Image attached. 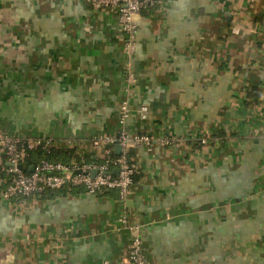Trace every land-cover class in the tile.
Returning a JSON list of instances; mask_svg holds the SVG:
<instances>
[{
	"label": "crops",
	"instance_id": "1",
	"mask_svg": "<svg viewBox=\"0 0 264 264\" xmlns=\"http://www.w3.org/2000/svg\"><path fill=\"white\" fill-rule=\"evenodd\" d=\"M137 21L127 55L114 10L0 0V133L66 164L102 163L98 135L153 138L125 152L124 198L5 197L0 144V264H119L134 235L147 264H264V0H158Z\"/></svg>",
	"mask_w": 264,
	"mask_h": 264
},
{
	"label": "built area",
	"instance_id": "2",
	"mask_svg": "<svg viewBox=\"0 0 264 264\" xmlns=\"http://www.w3.org/2000/svg\"><path fill=\"white\" fill-rule=\"evenodd\" d=\"M158 0H85L93 7L114 10L117 14L120 29L122 31V43L124 52L130 55L135 50L136 32L138 29L137 17L142 7L153 5ZM129 81L133 77L128 76ZM129 107L123 103L120 108L121 120L129 114ZM139 116L147 117V108L140 106ZM153 138L144 134H127L121 132L118 136L98 135L92 139L94 149L102 150L104 161L98 164H69L41 160L30 172L22 171L17 167L22 165L23 146L18 138L0 133V144L5 160L11 164L6 168L9 175V185L4 190L5 197L28 198L40 194L46 190L61 187L81 188L87 194H100L106 190L116 189L124 198L129 193L133 183L135 166L130 164L125 152L129 147H138L151 143ZM37 141L36 144H40ZM47 144L49 142H46ZM119 144L123 150L122 155L112 159V144ZM165 144H175L173 139H166ZM118 169L117 174L112 173V168ZM108 264V263H106ZM119 264H147V259L142 250L141 238L134 235L127 244L126 258Z\"/></svg>",
	"mask_w": 264,
	"mask_h": 264
},
{
	"label": "trees",
	"instance_id": "3",
	"mask_svg": "<svg viewBox=\"0 0 264 264\" xmlns=\"http://www.w3.org/2000/svg\"><path fill=\"white\" fill-rule=\"evenodd\" d=\"M156 4V3H155ZM155 4L149 6V5H145L144 7H142L140 12H144L145 10L147 11L148 9H152L153 7H155ZM23 146V158H22V165L24 166V171L25 172H29L28 168L29 165L33 164V165H37L41 160L45 159L51 162H56V161H60V162H68L69 158L75 155V152L73 150H69V149H63L62 147H58V146H52L50 143H46L44 141H42L40 144L35 145L34 147H30L28 148L27 146H24V144H22ZM112 157L115 156L113 150L111 152ZM127 156H130V152H127ZM59 189V191H62L63 193H65V191H78V188L76 187H61V188H57ZM47 192V193H46ZM46 193V194H45ZM47 194L53 195V192L50 190H46L42 193H40V195L45 196ZM38 195V194H37Z\"/></svg>",
	"mask_w": 264,
	"mask_h": 264
},
{
	"label": "water",
	"instance_id": "4",
	"mask_svg": "<svg viewBox=\"0 0 264 264\" xmlns=\"http://www.w3.org/2000/svg\"><path fill=\"white\" fill-rule=\"evenodd\" d=\"M115 149H116L117 151L121 150V147H120V145H116ZM9 165L11 166V164H9V163H8V166H9ZM17 167H18L19 169H21L22 171H24L23 165H21V164H18V165H17ZM33 168H34V167H33V166H31V167H30V170L32 171V170H33ZM116 171H117V170H116Z\"/></svg>",
	"mask_w": 264,
	"mask_h": 264
}]
</instances>
